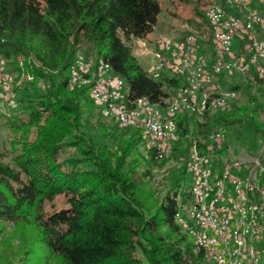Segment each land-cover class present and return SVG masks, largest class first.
<instances>
[{"label":"trees","instance_id":"obj_1","mask_svg":"<svg viewBox=\"0 0 264 264\" xmlns=\"http://www.w3.org/2000/svg\"><path fill=\"white\" fill-rule=\"evenodd\" d=\"M207 3L195 0V16L207 28L197 23L193 31L212 45L208 8H201ZM163 8L162 0H0V57L17 74L14 90L24 107L7 120L13 162L0 152V235L3 222L15 224L20 264H213L176 217L191 198V173L187 189L180 175L164 195L150 180L169 153L178 160L188 153L179 146L183 137L201 148L221 129L244 143L252 132L264 143V76L255 73L248 88L225 80L239 92L227 108L179 113L182 139L170 148L152 144L139 125L104 116L91 86L70 82L80 55L103 59L132 98L166 105L183 76L152 75L130 42L155 30ZM180 163L184 174L186 159ZM11 240L3 243L11 248Z\"/></svg>","mask_w":264,"mask_h":264},{"label":"built area","instance_id":"obj_2","mask_svg":"<svg viewBox=\"0 0 264 264\" xmlns=\"http://www.w3.org/2000/svg\"><path fill=\"white\" fill-rule=\"evenodd\" d=\"M253 1L264 4V0H226L225 6L215 3L207 9L212 33L207 55L199 53V42L206 37L193 28L180 37L157 36L150 45L138 38L153 55L152 75L168 71L183 76L164 106L146 96L132 98L124 78L103 59L80 55L70 82L90 85V95L104 116L122 125H139L152 144L170 148L181 138L179 113L224 109L238 97L237 89L223 85L225 75L240 73L249 80L255 73L264 76V37L259 31L264 29V14L250 9ZM252 65H257L254 70ZM3 77L0 71V86ZM226 138L225 131L216 129L201 145L203 150L194 141L188 161L191 198L177 213V221L213 264H264V162L260 155L230 165L215 159Z\"/></svg>","mask_w":264,"mask_h":264},{"label":"rangeland","instance_id":"obj_3","mask_svg":"<svg viewBox=\"0 0 264 264\" xmlns=\"http://www.w3.org/2000/svg\"><path fill=\"white\" fill-rule=\"evenodd\" d=\"M207 1L208 3L204 6L201 5V8L205 9L211 6L212 0H205V2ZM219 1L220 0H214L213 4L220 3ZM162 2L164 8L159 15L155 30L150 33L148 37L143 38L149 42V45L150 41L157 36L166 35L180 37L184 34V31L187 30V28H194L197 23L202 22L201 18L195 16V0H162ZM250 9L264 14V4H261L257 1H253V3L250 5ZM190 19L192 20L191 22ZM204 23H201L202 30L207 28ZM130 42L133 45L135 55L143 67L150 71V67L153 63V55L148 52L145 47L140 45L138 38H133ZM199 44V53L207 55L209 52L208 50L210 49H208V43L200 41ZM20 65H22V62H20ZM252 68H255V66L252 65ZM0 71L4 74L3 84L0 86V92H3V94H0V152H5V159L9 162H13L14 153L12 152L13 147L12 142L10 141L11 135L9 134L7 120L9 118H15L17 115L21 114V112L24 110V107L19 101L20 95L14 90V83L17 74H11L9 63L2 57H0ZM164 73L171 75V73L168 71H164ZM29 78L31 79L32 77L30 76ZM224 79L231 84L235 82H242L243 86L246 88H248V84L250 85V83H247V80L249 79L240 73L227 74L224 76ZM4 95L6 98H4ZM260 118L264 122V107L261 111ZM244 135L246 137L245 143L243 139L239 140L237 138L235 131L230 130V132H226V141L223 147L220 149H224V152L217 153L218 155L215 159L221 160L222 158L226 163H228L225 165H230L232 162L239 159L250 161L259 155L264 157V143L262 142L261 138L258 139V137H255L252 132H245ZM179 146L184 152L188 153L185 156H182L179 160L173 158L171 153H169L166 156L169 158L167 162L163 166L155 168L153 172L154 176L150 180V184L151 186H154L155 189H157L160 195H164L167 189L178 177H180V175V179L183 181V183H185L187 189L190 171L188 170L182 174L180 162L186 159L188 166L189 155L193 144L189 145L188 147V142L183 137L182 143ZM19 148L20 147H18V149ZM161 160L163 161V159ZM161 160L159 161L162 162ZM62 204L63 199L62 197H59L56 200L55 205L59 207ZM47 209L52 210L53 208L48 205ZM2 225L5 227V229L0 235V264H20L22 256L20 253L23 252V242L20 240L21 238L19 239L17 233L13 234L15 230V224L12 222H3ZM7 237L12 238L11 248L6 243H3L4 238Z\"/></svg>","mask_w":264,"mask_h":264}]
</instances>
